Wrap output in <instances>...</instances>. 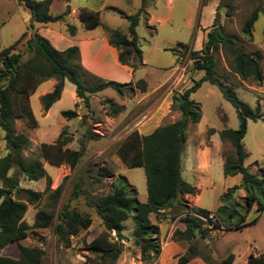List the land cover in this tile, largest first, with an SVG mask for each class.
<instances>
[{
    "label": "rangeland",
    "instance_id": "rangeland-1",
    "mask_svg": "<svg viewBox=\"0 0 264 264\" xmlns=\"http://www.w3.org/2000/svg\"><path fill=\"white\" fill-rule=\"evenodd\" d=\"M226 1L149 0L146 5L147 15L142 14L136 26L143 64L135 70H129L128 66L118 67L109 57L105 64L94 63L88 59L87 51L84 50L85 64L99 69L100 74L87 70L79 55L80 65L89 72L85 73L81 69L80 81L91 82V73L102 79L131 83L121 94L110 88L103 89L90 96V106L87 109L76 96L74 86L64 80L60 99L47 111L42 109L39 98L46 92L44 89L50 84V80L42 82L31 94L30 106L37 125L30 127L24 120L16 119L14 128L16 132L26 134L30 141L22 154L28 158L36 157L46 170L47 177L37 181L20 178L21 187L43 192L36 206H27L24 220L32 225L37 210L51 211L54 218L48 228H31L28 237L21 244L40 246L44 242L42 264H88L87 256L92 257L84 249V242L91 239L93 232L102 230V224L93 209L85 205L83 195L69 199L73 182H79L87 194L97 198L109 193L112 184L122 176L127 188L130 191L134 189L135 199L139 202L146 200L142 167H125L116 154V146L131 131L148 134L157 126L180 118L181 112L172 107L173 98L188 88L193 80L202 77L203 71L194 69L189 53L202 48L206 34L212 29L214 22L222 26L246 52L260 51L263 72L261 82L240 79L231 71L221 48L214 52V56L217 73L227 77V81L234 86L237 97L251 108L259 106L264 114V0H229L232 6L230 15H227V8L223 6ZM141 2L142 0H53L50 12L63 15L65 21L48 25L53 30L47 32L51 39L46 37L52 41L53 46L61 48L64 41L59 32L63 30L64 33L65 22L75 26L77 30L74 38L67 36L71 41L102 37L106 33L105 26L126 33L128 21L122 15L137 13ZM82 7L100 12L98 26L84 28L77 16ZM254 8L259 9V15L253 25L252 37L248 38L241 30L244 20ZM30 21V12L16 0H0V49L13 44L23 32L27 31L29 34ZM34 25L35 31L46 29L39 23ZM26 38L27 36L20 41L14 51L24 52ZM175 46L179 50L177 55L168 50ZM129 60L137 62L131 57ZM140 79L146 82L145 91L135 85ZM191 99L200 105L201 118L196 124H189L186 128L184 149L180 157V178L194 185L197 192L195 195H178L171 206L161 209L160 215H151L152 222L159 226V233L153 235L152 240L159 244L160 250L157 254L150 253L147 260H143L140 248L132 240L134 221L131 218L123 221L122 232L126 238L121 241L122 252L114 264H180L178 259L181 256L190 257L189 244L175 236L174 232L184 229L181 217L188 211L200 207L215 218L223 205L235 207L239 213L244 211L245 190L241 186V176H225L223 173V153H231L232 147L219 138V131L224 127L238 128L236 110L222 97L217 87L207 82L201 83L191 94ZM100 100H111L121 111L114 116L108 115L106 106ZM65 110L75 111L76 117L66 119L61 115ZM222 115L226 116L225 122L221 119ZM87 130L97 134V137L88 139L84 136ZM60 133L72 139L66 147L83 149V156L74 169L68 164L50 165L42 157L41 144L53 143ZM242 142L247 153L244 165L251 173L261 175L264 172V116L255 121L247 120ZM5 153L3 132L0 129V157ZM11 173L12 171L9 175ZM99 173L100 180L96 181L94 177ZM56 192L57 198L53 201L51 196ZM66 203L71 208L90 214L92 218L88 229L80 230L77 236L71 237L72 245L69 248L63 247L53 233L56 214ZM201 221L207 234L201 238L197 233V254L184 264H220L229 253L234 254L232 264H247L250 254L264 252V211L259 215L253 207L245 218L246 226L240 229L226 230L216 227V223ZM111 237L115 238L114 232H111ZM16 247V244H11L5 252L13 253ZM206 257H209L208 261L205 260Z\"/></svg>",
    "mask_w": 264,
    "mask_h": 264
},
{
    "label": "trees",
    "instance_id": "trees-1",
    "mask_svg": "<svg viewBox=\"0 0 264 264\" xmlns=\"http://www.w3.org/2000/svg\"><path fill=\"white\" fill-rule=\"evenodd\" d=\"M16 1L30 12L31 21L28 25L29 34L27 31L23 32L13 44L0 49V129L3 132L6 150V153L0 157V264H42L44 242L40 246H29L21 242L28 237L31 228L44 229L51 226L54 214L51 211L37 210L32 225H29L24 220L27 206H36L43 192L21 187L19 183L20 178L28 181L45 178L47 172L36 157L28 158L22 154L30 141L26 134L15 131L14 122L16 119H22L30 127L37 125L30 106V96L42 82L48 79H54L56 83L50 91L39 98L44 111L49 110L60 99L64 80L74 86L76 96L82 100L87 109L90 106L91 95L107 88L121 94L131 83L106 80L91 73L89 75L92 81L82 83L79 79V71L82 69L85 73L89 72L80 65L78 46L68 45L59 50L48 38L34 30L35 23L65 21L63 15H54L50 12L53 0ZM148 1L142 0L140 8L134 15H122L128 21L126 33L104 27L109 44L119 49L118 62L132 70L143 64L136 26L139 17L142 14L147 15ZM223 6L227 8V15H230L232 6L229 0ZM77 13L86 29L95 28L100 24V12L97 10L82 7ZM258 15L259 9L254 8L243 22L241 31L248 38L252 37L253 25ZM65 29L70 36L75 35V26L66 23ZM26 36L24 52L14 51ZM262 39L264 41V26ZM177 47L168 50L177 55L179 52ZM219 48L224 52L231 71L240 79H251L255 82L263 80L260 51L246 52L222 26L214 22L212 29L206 34L202 48L189 53L194 69L203 71L202 77L193 80L188 88L173 98L172 107L181 112L180 118L172 123L157 126L148 134L131 131L116 146V154L125 167H142L146 183V200L137 201L134 197V189L130 191L127 188L122 176L112 184L109 193L97 198L87 194L79 182H73L69 199L83 195L85 205L93 209L102 224V230H96L91 234V239L84 242V249L92 255V257L87 256L86 263L114 264L117 261L122 252L121 241L126 238L122 232V222L129 218L134 221L132 240L140 248L143 260H147L150 253L159 252V244L152 240V236L159 233V226L156 222H152L151 215H160L161 209L171 206L178 195H195L197 192L194 185L180 178V157L184 149L187 126L196 124L201 118L200 105L191 99V94L201 86L202 82L217 87L222 97L236 110L238 128L224 127L219 131V138L221 142H228L232 147L231 153H223V173L225 176L239 174L241 186L245 190L244 211L239 213L237 208L223 205L215 214V225L226 230L240 229L246 226L245 218L253 207L259 215L264 211V172L261 175L251 173L244 165L247 153L242 142L247 120L255 121L264 114L259 106L251 108L240 100L234 86L227 81V77L217 73L214 52ZM129 57L137 62H131ZM135 85L141 91L146 89V82L143 79L136 81ZM100 103L106 106V113L110 116L121 111V108L111 100H100ZM61 115L71 119L77 114L73 110H65ZM221 119L225 122L226 116L222 115ZM86 133L84 136L88 139L97 137V134L89 130ZM71 141L70 136L60 133L53 143L41 144L42 157L50 165L68 164L74 169L83 156V149L66 147ZM100 177L99 173L94 179L99 181ZM56 198L57 192L51 196L53 201ZM193 214L208 216L209 212L197 207L181 217L184 229L176 230L174 235L188 242L190 257L181 256L178 259L180 264L187 263L197 254V233L201 238L207 234V229L202 225L204 223ZM91 222L90 214L71 208L69 203H66L56 214L53 233L63 247L69 248L72 245L71 237L77 236L80 230L88 229ZM111 232H114L115 238L111 237ZM11 244L17 245L15 251L6 253V248ZM205 260L208 261L209 257ZM233 261L234 254L229 253L220 264H232ZM247 264H264V252L256 256L250 254Z\"/></svg>",
    "mask_w": 264,
    "mask_h": 264
},
{
    "label": "crops",
    "instance_id": "crops-1",
    "mask_svg": "<svg viewBox=\"0 0 264 264\" xmlns=\"http://www.w3.org/2000/svg\"><path fill=\"white\" fill-rule=\"evenodd\" d=\"M71 10L73 11V9H71ZM54 23H47V24L39 23L41 25H44L46 27V29L44 31L42 29V31H40V32L38 31V32L40 34H42L43 36H45V37L46 36L49 37L47 32H49V33L52 32L53 28L49 27L48 25L54 24ZM65 24L66 23H64V25ZM62 31L63 30H61L59 32V35L62 38V40L64 41V45L61 48L58 47L57 45H55V46L57 48H59V49H63L64 47H66L68 45H77L78 48H79V55L81 57L82 64L90 72H93V73H95L97 75L100 74V70L99 69L95 68L94 66L85 64L84 56H83V51L84 50L87 51L88 59H90L94 63L105 64V63H107L106 62L107 61L106 58L109 57L114 62V64L116 66L121 67V68L122 67H127V66L122 65V64H120L118 62L119 49L109 44L108 37H107L106 33H105V35L103 34L102 37H99V38L98 37H95V38L85 37L82 41L76 40V39L71 41V40H69L67 38V36L70 37V38H74V36L76 35V31L77 30L75 31V35H73V36H70L67 33L66 29L64 30L65 34ZM42 32H44V33H42ZM129 70H132V69L129 67ZM48 80H50V84L44 89V91H46V92H48L47 90L50 91L53 88L54 84H55V80L54 79H48ZM254 255L256 256V253H254Z\"/></svg>",
    "mask_w": 264,
    "mask_h": 264
},
{
    "label": "built area",
    "instance_id": "built-area-1",
    "mask_svg": "<svg viewBox=\"0 0 264 264\" xmlns=\"http://www.w3.org/2000/svg\"><path fill=\"white\" fill-rule=\"evenodd\" d=\"M193 215L198 217L200 220H205V221H208L209 223H212V224L216 223V218L212 214H208V216H201L199 214H193Z\"/></svg>",
    "mask_w": 264,
    "mask_h": 264
}]
</instances>
